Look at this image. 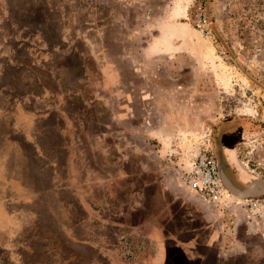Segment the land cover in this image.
I'll list each match as a JSON object with an SVG mask.
<instances>
[{"label":"rangeland","instance_id":"1","mask_svg":"<svg viewBox=\"0 0 264 264\" xmlns=\"http://www.w3.org/2000/svg\"><path fill=\"white\" fill-rule=\"evenodd\" d=\"M89 1L97 2V0ZM195 1L171 0V3H174V9L168 11V13L174 12L175 9L184 11L182 22L188 24L187 30L179 32L174 42L176 44L174 46L182 50L176 53L180 55V58H183V61L192 66L189 71L191 77H195V79H191L194 80L192 88L183 92L185 96L183 100L177 101L182 102V105L185 102L184 110L181 113V116L185 118L183 120L189 121L188 124L191 126L201 125V123L213 124L217 120H221L222 123L230 120L244 121V127L248 128L251 133L264 136V0H207V10L213 33V39L210 41L201 38L195 30L193 22ZM98 5L99 7H96L94 3L87 9L85 0H0V196L9 191L7 173L10 163L14 161L12 155L4 157L3 142L18 146L29 139L32 145L37 147L39 141L36 140V132L33 131L30 134L28 132L36 129L42 123L46 125L50 121L53 111L58 113L57 118L54 113L55 119L58 120L55 123L59 127L62 126V130L68 126V123H65L66 114L67 118L71 116L77 125L91 121L90 106L87 108L84 103L89 98L88 93L90 92L85 87L86 84L81 83L78 87L80 94L75 95L76 88L69 84L64 85L60 78L69 79L73 70H78V61L74 63L75 57H78L75 56L73 48L82 47L81 51H78L80 49H76V51L87 57L88 51L85 50H88V42L84 37L79 36V30L86 33L90 30L87 23L91 22V27H100L105 24V30H111L109 22L106 20L103 24L99 18L101 16L99 2ZM98 29L100 28L88 36V39L95 45L94 50L93 46H90L94 57L100 59L102 45H104L102 41L106 44L108 35L103 37L102 31L98 32ZM81 38L85 40H81ZM110 38L117 40L115 36H110ZM64 41L66 49L63 48ZM116 51L112 48L110 53L115 54ZM82 64L88 65L95 76H100L99 64L95 58L94 60L93 57L87 59ZM126 65L128 64L126 63ZM129 74L127 68L125 75ZM96 87L98 86L96 85ZM99 89L95 88L94 91L97 92ZM54 120L50 122L53 124ZM77 140L75 139L73 142ZM160 140L164 150H168L170 145H173V162L180 155L181 149L182 151L186 150L188 144L195 141L192 138L180 142ZM82 142L85 144V140H81L77 142V145L81 143V146L74 148V156L78 157V162L75 159L73 165L74 171L78 172L81 177L88 174L95 183L103 176L110 179L108 187L104 186V190H102V186L97 188L94 194V207H110L112 211L116 212L123 204L129 203L131 206L135 203L136 205L131 207L143 209V211L139 210V214L134 220L137 226L132 227L130 222H124L130 217L128 211L117 219L113 217L102 219L103 225L112 221L116 228L126 227L131 235H139L143 234L139 228H142L144 223L139 225L137 219L146 220L158 213V216H163L160 218L161 222L165 218L168 221L169 215H171V224L168 225V229H165L167 240L157 245L161 251L164 252L163 248H173L182 244L185 236L194 237L187 228L191 224V227H201L203 224V220L197 217L195 211V209L200 210V207L181 189L176 187L170 189L173 199L168 200L163 207H149L155 203L151 200L149 192H145L142 187L143 183L147 182L145 179L158 180L160 187H168L160 183L159 173L149 161L144 150L138 153L127 148L124 151L126 157L135 155L136 159L141 161V175L133 172V167L137 171L136 164L128 163L127 166L125 165L126 172L123 171V175L126 173L128 177L122 178L123 176L117 173L118 164H100L99 161L103 159L100 152L97 154L94 150L85 149ZM34 151L35 149H29L31 158L35 157ZM65 152L67 155L70 154V149ZM224 152L227 154L226 150ZM38 153H40L39 150ZM108 153V156L114 159L115 148H110ZM37 156L41 155L37 154ZM61 156L66 159L65 154ZM17 164L13 163L11 166L16 169ZM238 170L240 176L250 178V175L241 167L238 166ZM43 173H47L45 169H43ZM59 174L63 176L62 168ZM62 189L64 187H61ZM78 195L80 194L78 193ZM58 197L62 199L60 193ZM62 204L63 207L53 208L54 210L57 208L59 214L63 216L59 218L60 229H57L55 233L58 239L64 242L63 239L70 235V232L64 226L63 218L65 215L68 219L75 217L76 211L73 209V203ZM0 207H3V203H0ZM23 208L25 215L31 212V216L33 214L49 216L46 211H52L50 207ZM92 213L91 217L95 219L94 217L97 215ZM194 217L197 218L193 219ZM90 226L94 227V222H91ZM178 230L179 235L176 236L178 240L175 241V237L171 233H176ZM110 235L112 238L111 232ZM147 238L149 239L146 237L145 240ZM96 240H92L89 245L102 254L103 249L99 248L100 245L95 242ZM122 241H125L122 251L128 257H133V251L128 244L130 242L125 239ZM114 243L108 247L110 251L116 249L112 245ZM203 247L204 245L195 239L191 240L188 248L182 254L173 255L172 253L174 258L168 259L166 264H238L235 262L238 260L237 258L230 257L228 260H221L216 250L208 248L207 251H203ZM158 248L154 250V258L144 264L163 263L162 257L160 258L158 255ZM10 251L11 249L7 251L5 248H0V264L5 262V258L8 257L10 260L14 256ZM114 257L118 258V255H114Z\"/></svg>","mask_w":264,"mask_h":264},{"label":"crops","instance_id":"2","mask_svg":"<svg viewBox=\"0 0 264 264\" xmlns=\"http://www.w3.org/2000/svg\"><path fill=\"white\" fill-rule=\"evenodd\" d=\"M161 1V3L159 1L152 3L155 4L153 6L154 18L150 16L149 7H144L149 3L151 5L149 0H105L99 2L101 8L99 18L103 24L107 20L111 28V30L106 31L105 24L94 27V29L100 28L98 32L102 31L103 37L108 35L105 41L107 45L102 41L104 45H102L100 59L94 57L90 50V46H93L94 50L95 45L89 41L87 37L89 33L79 31V36L84 37L88 42V50H85L88 51V54L87 57H83L85 58L84 62L93 57V60L95 58L99 61L97 62L100 70L99 86L101 89L93 94V98H88L86 102L89 105L96 104L99 106L102 111L98 115H101L105 121L100 120L95 123L88 122L77 125L73 122L72 117L67 118L68 115L66 114L65 123H68V126L62 130V126L59 127L55 123L58 120L55 119L54 113H56V118L58 113L53 111L50 119V121L55 119L53 124L52 121H48L46 125L42 123L36 129L28 132L29 134L33 131L36 132V140L39 141L37 147L32 145L29 139L18 146L9 142L2 143L4 157L12 155L14 160L10 163L7 173L9 191L0 196V203H3V207H0V248H5L7 251L11 249L10 253L14 255L10 260L8 257L5 258L6 263L3 264H144V262H150L154 258V250L158 248L157 245L167 240L165 229H168V225L171 224V215H169L168 221L165 218L162 222L160 218L163 216H158V213L146 220L137 219L139 225L144 223L142 228H139L143 234L139 235H131L126 227L116 228L112 221L103 225L102 219L109 217L117 219L128 211L130 217L124 222H130L132 227L137 226L134 220H136L139 210L143 211V209L141 207L122 206L119 211L115 212L110 207H94V194L97 188L102 186V190H104V186L108 187L110 179L103 176L95 183L91 176L84 173L85 176L81 177L73 168L75 159L77 161L78 158L74 156V148L81 146V143L77 145V142L85 140V144L82 142L85 149L94 150L97 154L100 152L103 158L99 161L100 164H136L138 168L136 171L134 167V170L137 175H141V161L136 159L135 155L126 157L124 152L127 148L133 152H142L140 143L137 144L135 141L127 140L128 138L124 137V133H126L124 126L128 125L125 123L126 115L122 113L121 101H130V93H128L126 85L127 82L135 79V75H125V72L128 68L129 72L133 73L136 66L132 63L130 56L133 59H139L138 56L130 54L129 48L132 43L129 42L128 38L140 35L143 42L139 44L141 49L145 50L147 55H156L171 50L176 45L174 43L176 36L182 30L186 31L188 25L186 22H182L184 11L175 9L170 14L168 11L171 9L173 11L174 3L169 2V0ZM94 3L96 7H99L98 2L85 0L87 9ZM142 6L143 8H141ZM91 24L92 22L87 23V27L91 28ZM110 36L117 37V40L111 39ZM112 48L117 50L115 54L110 53ZM80 53H77L78 58L76 59L83 55ZM81 58L79 62H81ZM78 69L83 70V77L63 78L60 81L64 85L78 84V87L81 83L87 84L90 80L87 77V73L90 71L89 66L78 63ZM77 94L79 95V93ZM75 139L78 140L73 142ZM110 148L116 150L114 159L108 156ZM29 149H35L34 158L30 157ZM67 149H70L68 155L65 152ZM37 154L41 156L38 157ZM63 154L66 155V159L61 156ZM92 160L95 162L94 159ZM230 162L235 164L231 158ZM13 163H18L16 169L11 166ZM61 168L64 170L63 176L59 174ZM43 169L47 173H43ZM148 180L143 183L142 187H144L145 192H149L151 200L155 203L149 207H163L168 200H172L171 190L167 185L168 188H163L160 187L158 180ZM61 187L64 189L61 190ZM59 193L63 200L59 199ZM62 203L65 205L73 203V209L76 211L75 217L72 216L74 219H68L66 215L63 218L64 226L70 232V235L63 239L64 242L60 241L55 233L57 229H60L61 221L59 218L63 217L57 210L58 207H63ZM23 207H39V209L50 207L52 211H46L49 216L45 214L40 216L33 214L31 216V212L25 215ZM53 207H57L56 210ZM195 211L197 217L203 220V224L201 227H191V224L187 230L191 231L194 237H183L182 244L180 243L173 248H163L164 252L158 248V255L163 260L162 264H166L168 259L172 260L173 255L182 254L188 248L189 242L194 239L204 245L203 251H207L208 248L216 250L221 260H228L233 257L238 259L235 260L238 264H264V240L261 237L245 236L242 239L240 237L238 239L241 248L236 249L232 243L224 241L217 226L212 222V218H207L208 214L197 209ZM92 212L97 215V218L91 217ZM193 219H191L192 222ZM91 222H94V227L90 226ZM110 232L113 235L112 238L111 235L109 236ZM178 232L179 230L176 233H171L175 237V241L178 240L176 237L179 235ZM109 237L110 239H107ZM146 237L149 239L145 240ZM94 239H97L95 242L100 245L99 248L103 249L102 254L89 245ZM123 239L130 242L128 244L133 251V257H128L122 251L123 243H125L122 241ZM111 243H114L112 245L116 248L113 251L108 249ZM116 254L118 258L114 257Z\"/></svg>","mask_w":264,"mask_h":264},{"label":"flooded vegetation","instance_id":"3","mask_svg":"<svg viewBox=\"0 0 264 264\" xmlns=\"http://www.w3.org/2000/svg\"><path fill=\"white\" fill-rule=\"evenodd\" d=\"M101 1L105 0H97V2ZM149 1L151 5L149 3V5L143 6L149 7L150 16L154 18L155 10L153 6L155 4L152 3H155V1L161 3L162 1ZM169 2L171 1L169 0ZM96 31V28L91 27L87 31L89 33L87 37ZM131 37L128 38L129 42L132 43L129 52L133 56H138L139 59H133L129 55L132 63L136 66L134 72L129 74V76L135 75V79L127 82L126 85V89L130 93V101H121L122 113L126 115L125 123L128 125L124 126V129H126L124 137L128 138L127 140L135 141L137 144L140 143L149 161L156 167L161 179L160 183L172 189L180 182V173L173 166V145L169 144L168 150H164L160 139L180 142L185 141L187 138L202 143L206 151L215 158L220 179L223 175L235 189L243 191L255 182H264V136L257 135L254 132L251 133L248 128L244 127V121L230 120L222 123L221 120H217L213 124L189 125V121H184V116H181L185 102L182 105V102L177 101L179 99L183 100V97H185L183 92L192 88L194 80L191 79H195V77L192 78L189 71L192 66L183 61V58H180V55L176 53L182 50L174 46L169 51L147 55L139 45L143 43L140 39L141 36ZM65 43L64 41V49L67 48ZM76 49L81 51L82 47L76 46ZM76 49L73 48L72 50L75 56H78ZM81 57V63H83L85 55ZM76 61L79 63V59L75 57L74 63ZM96 61L98 60L96 59ZM90 72L91 70L88 72L89 74L87 73L90 80L85 87H88L90 91L88 97L91 99L95 93V88H100V79L99 76H95L93 72ZM83 76V70L80 71L79 69H74L71 75L73 78ZM60 79L62 80L63 77ZM72 86L76 88L75 95L80 94L78 84ZM84 103L87 108L90 106L91 121L89 123L103 120L101 115H98L102 111L99 106L96 104L89 105L86 101ZM94 116L96 117L92 118ZM229 155L231 156L229 157ZM230 158L235 164L230 162ZM237 165L250 175V178L240 176ZM221 184L222 201L218 206L207 205L201 200L199 201L194 195H189V198L197 203L200 210H202L201 212L208 214L207 218H212V222L217 226L224 241L232 243L236 249L241 248L240 237L241 239L245 236L261 237L264 240V195L239 198L229 192L222 181ZM246 201L255 203V209L245 208Z\"/></svg>","mask_w":264,"mask_h":264},{"label":"built area","instance_id":"4","mask_svg":"<svg viewBox=\"0 0 264 264\" xmlns=\"http://www.w3.org/2000/svg\"><path fill=\"white\" fill-rule=\"evenodd\" d=\"M197 34L210 41L213 33L210 28L207 0H196L193 14ZM187 145V144H186ZM173 166L179 171V185L183 193L194 195L207 205H220L222 201V184L215 158L210 155L201 142L195 140L188 144L186 150L179 151ZM264 170V167H263ZM255 203L246 201L245 208L255 209Z\"/></svg>","mask_w":264,"mask_h":264},{"label":"water","instance_id":"5","mask_svg":"<svg viewBox=\"0 0 264 264\" xmlns=\"http://www.w3.org/2000/svg\"><path fill=\"white\" fill-rule=\"evenodd\" d=\"M221 181L229 192L239 198H250L264 195V182H255L248 189L240 191L235 189L223 175H221Z\"/></svg>","mask_w":264,"mask_h":264},{"label":"trees","instance_id":"6","mask_svg":"<svg viewBox=\"0 0 264 264\" xmlns=\"http://www.w3.org/2000/svg\"><path fill=\"white\" fill-rule=\"evenodd\" d=\"M208 16H209V14H208ZM210 19V18H209ZM210 23V28H211V21L209 22ZM128 164V163H127ZM127 164H126V166H127ZM133 165V164H132ZM125 166V164L123 165V164H121L120 166H119V164H118V167H117V173H120L121 174V176H123L122 178H126V177H128V175L125 173V175H123L124 174V172H126L125 171V168H127ZM122 169V170H121ZM124 171V172H123ZM133 172L136 174V171L134 170V167H133ZM119 177H120V175H119ZM145 180H147V181H149L148 180V178L147 179H145ZM173 199V198H172ZM135 203H133L132 205H134ZM131 205V206H132ZM122 206H125V207H128V206H130L129 205V203H127V204H123Z\"/></svg>","mask_w":264,"mask_h":264}]
</instances>
